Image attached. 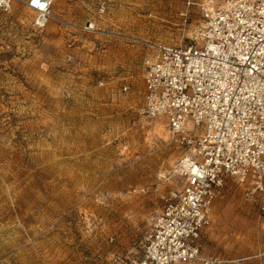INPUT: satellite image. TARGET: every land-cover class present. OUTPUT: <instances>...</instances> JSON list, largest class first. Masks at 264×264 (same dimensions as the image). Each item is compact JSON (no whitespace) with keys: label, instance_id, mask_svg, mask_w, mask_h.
<instances>
[{"label":"rangeland","instance_id":"374dc122","mask_svg":"<svg viewBox=\"0 0 264 264\" xmlns=\"http://www.w3.org/2000/svg\"><path fill=\"white\" fill-rule=\"evenodd\" d=\"M220 1L56 0L52 14L186 45L201 5ZM34 18L17 3L0 12V264H136L182 155L165 118L145 126L139 115L143 51L54 21L38 31ZM127 73L132 87L122 93ZM260 205L264 191L228 179L201 258L264 264Z\"/></svg>","mask_w":264,"mask_h":264},{"label":"built area","instance_id":"2783aa9c","mask_svg":"<svg viewBox=\"0 0 264 264\" xmlns=\"http://www.w3.org/2000/svg\"><path fill=\"white\" fill-rule=\"evenodd\" d=\"M55 2L0 0V12L21 4L35 14V30L54 21L82 35L142 49L139 115L145 126L165 118L168 140L182 151L171 169L178 183L160 196L161 212L151 222L136 264H221L219 258L200 256L215 199L228 179L264 191V0L201 5V22L186 45L100 29L90 22L73 25L53 16ZM104 11L100 5L99 14ZM133 78L127 73L122 79V93L131 90ZM98 86H104L102 79ZM188 124L199 130H188ZM260 208L264 211V205Z\"/></svg>","mask_w":264,"mask_h":264},{"label":"snow or ice","instance_id":"6c2138e0","mask_svg":"<svg viewBox=\"0 0 264 264\" xmlns=\"http://www.w3.org/2000/svg\"><path fill=\"white\" fill-rule=\"evenodd\" d=\"M32 2H33L34 4H37V3H38V0H32ZM38 6L42 8V7H43V4H39Z\"/></svg>","mask_w":264,"mask_h":264}]
</instances>
